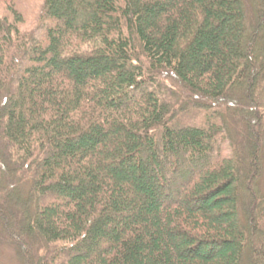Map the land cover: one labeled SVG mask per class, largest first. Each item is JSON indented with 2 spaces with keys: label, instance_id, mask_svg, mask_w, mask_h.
<instances>
[{
  "label": "trees",
  "instance_id": "trees-1",
  "mask_svg": "<svg viewBox=\"0 0 264 264\" xmlns=\"http://www.w3.org/2000/svg\"><path fill=\"white\" fill-rule=\"evenodd\" d=\"M18 1L1 244L20 264H264V0H43L35 37Z\"/></svg>",
  "mask_w": 264,
  "mask_h": 264
},
{
  "label": "rangeland",
  "instance_id": "rangeland-1",
  "mask_svg": "<svg viewBox=\"0 0 264 264\" xmlns=\"http://www.w3.org/2000/svg\"><path fill=\"white\" fill-rule=\"evenodd\" d=\"M18 12L21 16V33H30L31 35L38 36L42 32V3L43 0H19ZM6 15L5 7L0 6V19H4ZM12 21L11 17L9 18ZM41 31V32H40ZM185 122V123H184ZM201 118H193V124L201 125ZM184 125H188L187 121H183ZM219 152V149L216 152ZM209 158L206 159V164L209 162ZM264 187V183H263ZM0 264H20L15 257V252L7 245L0 242Z\"/></svg>",
  "mask_w": 264,
  "mask_h": 264
}]
</instances>
